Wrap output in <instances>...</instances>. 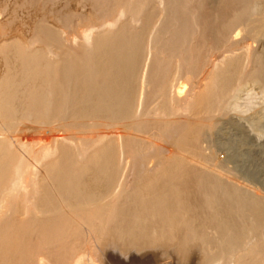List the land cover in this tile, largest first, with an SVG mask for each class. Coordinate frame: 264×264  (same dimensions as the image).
I'll return each mask as SVG.
<instances>
[{"label": "bare ground", "instance_id": "1", "mask_svg": "<svg viewBox=\"0 0 264 264\" xmlns=\"http://www.w3.org/2000/svg\"><path fill=\"white\" fill-rule=\"evenodd\" d=\"M245 88L264 0H0V264H264Z\"/></svg>", "mask_w": 264, "mask_h": 264}, {"label": "rangeland", "instance_id": "2", "mask_svg": "<svg viewBox=\"0 0 264 264\" xmlns=\"http://www.w3.org/2000/svg\"><path fill=\"white\" fill-rule=\"evenodd\" d=\"M252 46H254V48H256L255 44L252 45ZM254 48L252 47V49H254ZM247 90H249V91L247 92ZM238 105H239V109H238L239 112H234L232 114H229L231 117L228 115L227 119L231 118L233 121L237 122L238 124L242 125L243 127L245 126L244 127L245 130L248 133H250V135L252 137L253 136L257 137L258 136L257 133L259 132L258 133L259 137L256 138V139H258V138L259 139L256 140L254 138V140H256L255 143L258 146H256V144L254 143V145L252 146L251 149L255 148V146H256L255 150L261 151L259 149V146H260V147L263 148L262 149V151H263L264 150V146H263L264 145V93L260 94L255 89L254 90H252V89L250 90V88H248V89L245 88L244 89V93H241V100L238 102ZM251 129H253L254 131L251 130ZM232 132L233 131L231 129L226 130L224 132V134L226 135V133H227V135L225 136L222 133L223 135L222 134L220 135V140H222V138H224V137L230 136L232 134ZM260 135L263 136V137H260ZM218 137H219V135H218ZM257 141H260L261 143L260 142L257 143ZM205 143H206L205 145H204V143H202V148L205 146L204 148H208L209 149V146L211 144L209 143V145H208V142H205ZM204 148H203V150H204ZM216 151H217V153L221 152L220 154H222V151H220L219 148L218 149L216 148ZM204 152L207 153L206 149L204 150ZM220 154H219V156L217 155V159H219V161H220V162L219 161L218 162L219 163L223 162L225 164L226 162L224 161V159L222 158V156ZM226 167H229L230 169H232L233 168V164L230 165L229 163H227ZM261 241L264 242V237H263V240H260L259 242L262 243ZM139 255L142 257L143 255H145V253L139 254ZM158 255L159 254L156 253V258H158L160 256V255L159 256ZM164 258L167 259L166 256L165 257L163 256V258H160V259L158 258L157 261H159V260L165 261L166 259H164Z\"/></svg>", "mask_w": 264, "mask_h": 264}]
</instances>
